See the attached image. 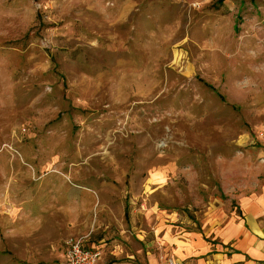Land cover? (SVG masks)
<instances>
[{
    "label": "rangeland",
    "instance_id": "rangeland-1",
    "mask_svg": "<svg viewBox=\"0 0 264 264\" xmlns=\"http://www.w3.org/2000/svg\"><path fill=\"white\" fill-rule=\"evenodd\" d=\"M263 154L264 0H0V264H165Z\"/></svg>",
    "mask_w": 264,
    "mask_h": 264
},
{
    "label": "crops",
    "instance_id": "crops-1",
    "mask_svg": "<svg viewBox=\"0 0 264 264\" xmlns=\"http://www.w3.org/2000/svg\"><path fill=\"white\" fill-rule=\"evenodd\" d=\"M262 162L264 165V154ZM163 240L181 264H264V179L259 192L241 198L233 212L208 217L199 232H187L179 238L166 235ZM114 241L109 244L115 247ZM86 244L101 251L103 258L100 247L87 240ZM60 247L58 260L65 264V240ZM115 248L112 255L119 257L121 250Z\"/></svg>",
    "mask_w": 264,
    "mask_h": 264
},
{
    "label": "built area",
    "instance_id": "built-area-1",
    "mask_svg": "<svg viewBox=\"0 0 264 264\" xmlns=\"http://www.w3.org/2000/svg\"><path fill=\"white\" fill-rule=\"evenodd\" d=\"M65 246V264H99L102 258L101 251L89 248L83 238H69L65 241ZM165 264L181 263L172 258Z\"/></svg>",
    "mask_w": 264,
    "mask_h": 264
}]
</instances>
